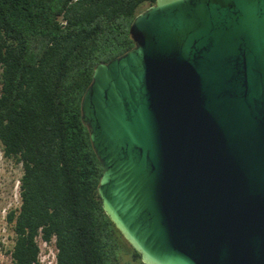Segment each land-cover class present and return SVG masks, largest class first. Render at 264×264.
Returning <instances> with one entry per match:
<instances>
[{
  "label": "water",
  "instance_id": "obj_1",
  "mask_svg": "<svg viewBox=\"0 0 264 264\" xmlns=\"http://www.w3.org/2000/svg\"><path fill=\"white\" fill-rule=\"evenodd\" d=\"M82 118L144 264H264V0H155Z\"/></svg>",
  "mask_w": 264,
  "mask_h": 264
},
{
  "label": "trees",
  "instance_id": "obj_2",
  "mask_svg": "<svg viewBox=\"0 0 264 264\" xmlns=\"http://www.w3.org/2000/svg\"><path fill=\"white\" fill-rule=\"evenodd\" d=\"M155 0H0V143L22 165L7 221L11 264H144L106 214L104 172L82 99L95 67L135 47L130 27Z\"/></svg>",
  "mask_w": 264,
  "mask_h": 264
},
{
  "label": "rangeland",
  "instance_id": "obj_3",
  "mask_svg": "<svg viewBox=\"0 0 264 264\" xmlns=\"http://www.w3.org/2000/svg\"><path fill=\"white\" fill-rule=\"evenodd\" d=\"M23 173L22 165L4 156L0 143V264H11L10 251L14 245V232L7 221L11 209L19 208L21 204L20 179ZM42 253L46 255L42 264H55L53 254L56 253L54 244L46 246L41 243Z\"/></svg>",
  "mask_w": 264,
  "mask_h": 264
},
{
  "label": "built area",
  "instance_id": "obj_4",
  "mask_svg": "<svg viewBox=\"0 0 264 264\" xmlns=\"http://www.w3.org/2000/svg\"><path fill=\"white\" fill-rule=\"evenodd\" d=\"M44 245H46V246H51V245H53V244H48L47 242H42ZM41 248H42V246H41ZM56 249V248H55ZM52 254V251H50V252H48V253H45L44 255H43V253L41 252V255H40V261H41V263H42V261L44 260V257L46 256V255H49V254ZM53 256H54V258H55V264H57V250H56V253L55 254H53Z\"/></svg>",
  "mask_w": 264,
  "mask_h": 264
}]
</instances>
